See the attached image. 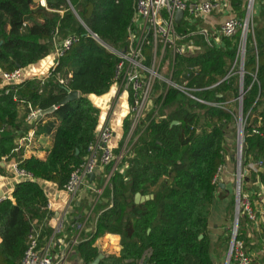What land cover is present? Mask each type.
<instances>
[{"label":"trees","instance_id":"trees-1","mask_svg":"<svg viewBox=\"0 0 264 264\" xmlns=\"http://www.w3.org/2000/svg\"><path fill=\"white\" fill-rule=\"evenodd\" d=\"M45 1L0 0V82L2 71L39 63L53 53L56 44L76 37L44 82L27 78L0 89V173H6L11 161L20 160V166L33 176L18 181L11 196L0 201V264L21 263L33 228L41 229L40 237L52 235L54 229L47 221L54 213L38 180L56 183L60 189L67 183L96 135L100 109L90 95L108 93L115 82L118 57L88 29L114 47H127L136 4V0ZM231 5L237 16H244V0H231ZM255 21L257 51L250 38L244 63V158L264 157V12ZM186 27L183 20L177 25L184 35L179 43L187 45V50L173 58L171 79L192 89L205 102L165 82H155L153 106L139 123L119 164L127 165L126 170L115 169L93 208L83 202L76 208V218L70 220L75 228L66 229L69 235L73 229L79 232L77 224H82L92 209L87 222L95 226L82 229L73 247L82 264L99 257L101 250L95 240L105 233L120 235V252L102 256L98 264H185L187 254L195 255L197 264H215L209 233L213 204L221 190L215 178L231 152L227 137L235 136L237 117L234 110L211 103L233 98L237 102L240 96L236 61L240 32L226 39L225 49H216L192 34L196 28ZM144 52L150 63L151 48L147 46ZM70 90L79 91L80 96L60 104ZM23 102L35 110L58 106L37 122L39 133L53 134L46 159H22L13 152L16 132L28 128L29 110L24 116L19 111ZM130 124L127 115L124 137ZM123 145L124 140L116 153ZM250 180L254 201L261 197V188L255 183L264 185V171L254 173ZM137 193L151 197L136 202ZM233 204L234 198L228 211ZM249 225L252 221L241 212L237 237L244 240L245 247L251 241ZM230 239L231 233L229 243Z\"/></svg>","mask_w":264,"mask_h":264},{"label":"built area","instance_id":"built-area-1","mask_svg":"<svg viewBox=\"0 0 264 264\" xmlns=\"http://www.w3.org/2000/svg\"><path fill=\"white\" fill-rule=\"evenodd\" d=\"M40 1L42 4H45L44 0ZM244 1L245 14L243 17H239L234 13L231 0H136L132 24L128 31V44L127 47L122 49L107 43L97 33L88 29L92 37L99 44L118 57L115 82L112 89L115 90L118 104L127 102L126 105L129 109L127 115L131 122L127 137H134L139 123L145 118L147 111L153 106L152 92L155 82L163 77L160 73L159 65L157 66L159 55L163 57L167 51H171L175 57L176 55L185 54L187 50V45L179 43V40L184 35L178 31L177 25L182 20L186 22V28H196L192 32L193 35L198 34L202 36L205 43L216 49L226 47V39H231L240 32L236 61L242 81L244 77L247 44L251 37H255L257 7L259 3L264 5V0ZM177 11L184 12L180 22H176L175 20ZM215 14L220 16L218 21L213 17ZM75 40L76 37L69 36L61 43L56 44L53 51L55 59L51 69L56 67L58 59L70 48ZM147 46L151 48L152 53L150 63H147L144 52ZM189 46L193 47L194 43ZM254 46L256 48V42H254ZM25 68L18 67L12 71H2L0 89L18 85L27 78L36 77H29L26 74ZM50 70L45 76L40 78L42 82L50 75ZM59 82L65 84L64 78L59 77ZM167 82L193 99L205 102L196 97L192 93V89L173 82L171 77L167 79ZM241 90H243L242 87L240 92ZM8 91L9 89L6 90V92ZM237 101L239 103V109L236 112L237 129L239 130L237 144L243 145L247 117L244 118L243 116V96L241 93ZM230 103L231 101L214 102L211 104L229 108ZM22 104L25 103L23 102ZM94 104L96 103L94 102ZM26 106L29 110L26 118L29 127L26 130H18L16 132V146L13 150L15 153L26 152L27 150H31L35 145L41 144L43 136V133H39L37 129V122L42 110L33 109L30 103L26 104ZM54 106L55 108L58 107L56 105ZM96 106L99 108V105L96 104ZM99 109L100 115L96 135L88 146V153L84 160L75 167L69 180L62 188L71 196L77 195L88 184L89 179L93 178V175L99 167H107L113 162L115 163V168L118 167L125 154L123 151L116 153V149L118 148L116 130L111 121L107 119L108 115L106 116L102 108ZM254 132L259 133L257 129ZM236 158L237 174L235 194H237L236 196L239 201L238 211L239 214H241L240 212L246 214L254 222V225L257 226L261 220L259 213L254 208L250 195L243 192L242 185L244 178L249 175L250 170L254 171L257 175L264 171V157L253 158L250 156L249 158H244L243 146L242 148L239 146ZM20 163V160H15L11 164V170L15 180L18 182L33 179L32 174L22 168ZM126 168L127 165H124L122 171H125ZM223 169L224 165L219 168V173L215 178L217 184L219 183V177ZM261 198L264 204V186ZM48 208L50 209V203H48ZM260 214L264 217V208L260 210ZM62 228L63 222L61 221L55 228L56 233H60ZM237 234L238 231L235 230L231 235L227 255L228 264H254L252 257L246 251L244 240L239 239ZM39 238V230L33 228L29 234L27 248L20 264H67L68 254L66 252L62 251L53 254L49 248L41 249Z\"/></svg>","mask_w":264,"mask_h":264},{"label":"crops","instance_id":"crops-1","mask_svg":"<svg viewBox=\"0 0 264 264\" xmlns=\"http://www.w3.org/2000/svg\"><path fill=\"white\" fill-rule=\"evenodd\" d=\"M261 12H264V5L259 3L257 7L256 17ZM213 17L215 18L216 21L220 19V16L218 14H215ZM255 23L257 27V22L255 21ZM251 39H253V41L255 42V37H251ZM202 40L204 41L203 37ZM225 48L226 47L221 49H225ZM54 57L55 56L53 52L44 59H42L39 63L29 65L28 67L25 68L26 74H28L29 77L36 76L37 78H41L45 76L52 67L53 61L55 59ZM90 99L92 100L93 103L95 102L97 105H99V108L103 109L106 116L108 115L107 119L111 121L113 127L116 130V136L118 142L121 139L122 135H124L123 120L125 119L129 111L126 105L127 102H123V104H118L116 101L115 90L112 88L108 93L101 96L90 95ZM229 101H231V103H235L233 99H230ZM236 103L238 104L239 107L238 101ZM19 111L20 114L24 116L27 112V106L21 103V105L19 106ZM44 116H42L41 118H44ZM45 120H47V118H45ZM52 145H53V134H43L41 139V144L35 145L31 150H27L26 152L22 151L21 153H19V156H21L22 159L31 156H35L40 159H46ZM12 163L13 161H11L8 164L7 168H5L4 170L6 171L5 174L2 175L0 173V199L10 197L15 187V184L17 183V181L15 180L12 174V170H11ZM110 165H111L110 171L108 170L109 166L104 168L99 167L95 172L93 178L89 179L88 184L85 185L75 196H71L63 189H60L56 183L45 180H38L49 198L50 210H52L54 213V216L47 221V225L48 224L51 225L54 231L50 237L43 236L39 238V245L41 249L49 248L53 254L62 251L66 252L68 254L67 264H82L81 259L78 257V254L73 247L77 242L79 232L82 229L91 230L95 226L94 223H90V226H88V222H87L90 214L92 213V209L88 211L84 222L82 224H77V228L79 232L76 229H73L70 231L71 235H69L66 229L68 227L75 228V224H72L70 220L76 218L75 216L76 208L79 207L83 202H87L93 208L99 196L106 188L113 171L117 168H120L122 170V168L124 167V166L122 167L119 166L115 168L114 162ZM234 174H235V168L233 164V159L231 160L227 159L226 163L224 164V169L222 170L219 177L218 185L221 187V190L220 189L217 190V198L213 205V210L209 225V233L214 245L212 256L215 264H225L227 260V254L229 248V235L231 233L230 227L232 223L231 216L230 214H228L229 212L228 207L233 199V195L230 192V186L231 183L233 184V182H230V180H233ZM255 185L261 188V196H262L264 185L260 182L255 183ZM249 191L252 192V194L250 195L251 198V196H253V194L255 193V189L252 188ZM261 199L262 198L260 197L252 201L253 206L258 211L261 219L257 226H255L254 222L251 220L252 225L258 231H262L263 230L262 228L264 227V217L262 216V214H260V210L264 208V204L262 203ZM96 219L97 216L94 217V221ZM61 221L63 222V228L60 233H56L55 228ZM38 230L39 232H41L40 228H38ZM74 230L77 231L76 235H74L75 234ZM260 234H264V232H260ZM72 236H75V238L72 241H70ZM120 239H121L120 235L105 233L96 238L95 244L100 247L102 256L107 254H118L120 252ZM1 241L2 238L0 236V242ZM246 251L252 257L253 262L255 264L253 253L256 254V252L253 250L251 253L248 249H246ZM185 264H197V257L192 254H187Z\"/></svg>","mask_w":264,"mask_h":264},{"label":"rangeland","instance_id":"rangeland-1","mask_svg":"<svg viewBox=\"0 0 264 264\" xmlns=\"http://www.w3.org/2000/svg\"><path fill=\"white\" fill-rule=\"evenodd\" d=\"M173 57H174V54L171 51H167L163 57H161L159 55L158 60H157V66L159 65V70H160V73L163 77L161 79H158V81L165 82L168 84L167 79H169L172 75ZM233 99H235V98H233ZM229 108L234 110L235 112H238V109H239L238 104L236 102L231 103ZM132 138L133 137L129 138V137H124L122 135L121 139L118 141V146H119L120 141L124 140V145L122 147L123 149H121V152L122 151H123V153L127 152L128 144L131 142ZM227 139H228V143H229V148L231 149V152L227 156V159H229V160L233 159V164H234V168H235V174H234L233 180H230V182H233V184L231 183V186H230V192L233 195L234 204H233V207L231 208V210H229V212H228V214H230V216H231V222L232 223H231L230 231H231V235H232V233H234L235 230L238 231V228H239V222L237 224V227L235 224V214H236V210H237V196H236L237 194H235V192H236L235 181H236V174H237V172H236L237 158L236 157H237V152H238L237 123H236L235 136L229 135L227 137ZM243 169H244V165H243ZM254 173H255L254 171L250 170L249 175L247 177H245L243 180V185L241 182V185L243 187V192H245L249 195L252 194V192L249 191L253 188L252 182L250 179L252 178V175ZM239 220H240V216H239ZM246 228H247V231H248L250 239H251V241L246 244V247L251 253L254 250L256 252V254H259V255H256L255 253H253L255 264H264V258H263L264 257V234H260V232H264V227L262 228L263 229L262 231H258L253 225H249ZM228 251H229V248H228ZM225 264H226V262H225Z\"/></svg>","mask_w":264,"mask_h":264},{"label":"water","instance_id":"water-1","mask_svg":"<svg viewBox=\"0 0 264 264\" xmlns=\"http://www.w3.org/2000/svg\"><path fill=\"white\" fill-rule=\"evenodd\" d=\"M44 2H46V1L44 0ZM183 15H184V12L183 11H177L176 18H175L176 22H179ZM241 87L243 88V78H242V81H241ZM240 93L243 96V94H244L243 90H241ZM78 96H79V91L72 90V91L69 92L68 96L60 104H65L68 101L77 98ZM55 109H56L55 106H53V107H51L49 109L42 110L41 113H40V115H39V118H41L42 116H44V115H46V114H48L50 112H53ZM238 132H239V130H238ZM239 146H240V148H242L243 145L242 144L241 145L238 144V149H239ZM240 151H241V149H240ZM35 180H37V179H35ZM150 197L151 196H142L140 193H137L136 194V202H140V201L143 202V201L149 199ZM238 202L239 201H238V198H237V210H236V214H235V224H236V227H237V224L239 222V215H240L239 214V211H238ZM101 257H102V255L100 254L99 257L94 262H92L90 264H98V261H99V259ZM226 264H228V260H226Z\"/></svg>","mask_w":264,"mask_h":264}]
</instances>
